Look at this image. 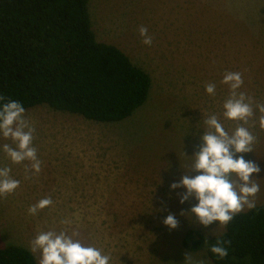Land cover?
Wrapping results in <instances>:
<instances>
[{
    "label": "rangeland",
    "instance_id": "1",
    "mask_svg": "<svg viewBox=\"0 0 264 264\" xmlns=\"http://www.w3.org/2000/svg\"><path fill=\"white\" fill-rule=\"evenodd\" d=\"M89 12L98 41L116 45L150 74L149 96L116 122L46 103L26 108L42 161L41 171H29L27 178L31 161L13 163L3 144L16 145L0 134V168L10 167L20 180L14 193L0 197V247L30 249L38 232L66 229L110 254V264H183L186 253L215 264L206 249H188L185 238L193 230L218 236L226 225L198 224L188 212L198 201L180 203L186 189L170 185L198 174L187 171L209 115L215 113L230 134L240 123L223 116L226 72L242 73L239 91L264 103V0H90ZM141 25L153 37L150 46L142 43ZM209 82L216 85L214 96L205 90ZM259 115L257 110L247 125L257 137L254 151L243 154L261 168L254 174L260 185L256 205L264 203ZM44 197L53 204L30 215L29 206ZM169 213L178 220L175 229L163 223ZM35 256L39 264V252Z\"/></svg>",
    "mask_w": 264,
    "mask_h": 264
},
{
    "label": "trees",
    "instance_id": "2",
    "mask_svg": "<svg viewBox=\"0 0 264 264\" xmlns=\"http://www.w3.org/2000/svg\"><path fill=\"white\" fill-rule=\"evenodd\" d=\"M89 1L0 0V96L99 122L123 120L146 102L150 74L116 45L98 41ZM218 236L228 249L223 259L209 250ZM218 236L193 230L185 245L206 249L215 264H264V203L235 215ZM0 264L38 261L29 248L9 244L0 247Z\"/></svg>",
    "mask_w": 264,
    "mask_h": 264
},
{
    "label": "clouds",
    "instance_id": "3",
    "mask_svg": "<svg viewBox=\"0 0 264 264\" xmlns=\"http://www.w3.org/2000/svg\"><path fill=\"white\" fill-rule=\"evenodd\" d=\"M138 32L143 38L142 43L150 46L153 37L148 34V28L141 25ZM221 82L229 86V95L223 103V116L240 123L230 134L215 113L209 115L204 120L207 129L200 135L201 143L191 155L194 160L187 171H195L198 174L195 176L185 174L178 182L170 185L172 189L179 187L186 189L180 194V203L190 198L198 201L188 212L194 214L197 223L205 227L216 221L221 225H227L245 208H255V197L260 191L254 174L260 173L261 168L255 161L246 160L243 154L254 151L257 137L247 125L257 110L260 113L259 126L264 129V103H255L251 96L239 91L244 83L240 72H226ZM205 90L214 96L215 83H207ZM5 101L6 98L0 96V102H3L0 104V134L5 139H11L16 147L5 143L3 151L15 164L25 160L31 161L30 169L25 166L27 178L29 171L33 173L41 171L42 161L38 159L37 148L33 144L35 127L26 118V110L21 102ZM19 186L20 180L11 176L10 167L0 168V197L14 193ZM52 204L51 197H44L29 206L28 213L36 215ZM188 212L181 211V215ZM61 223L71 222L62 220ZM163 223L172 229L178 227V220L171 213ZM77 237L79 232L72 231L69 234L66 229L58 232L40 231L30 241V251L33 254L39 252V264H110V254H105L103 249L93 245L83 244ZM225 244L226 241L218 236L209 250L219 259H223L228 255ZM183 264H206V261L195 259L190 253H186Z\"/></svg>",
    "mask_w": 264,
    "mask_h": 264
}]
</instances>
